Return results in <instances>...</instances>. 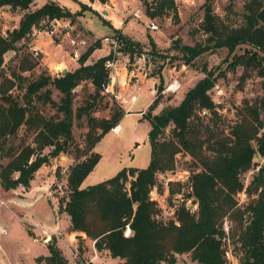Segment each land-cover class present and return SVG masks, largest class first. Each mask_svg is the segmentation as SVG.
<instances>
[{"label": "trees", "instance_id": "1", "mask_svg": "<svg viewBox=\"0 0 264 264\" xmlns=\"http://www.w3.org/2000/svg\"><path fill=\"white\" fill-rule=\"evenodd\" d=\"M36 1L0 0V10L9 7L21 12L18 27L6 35L0 33V158L8 160L0 165V187L4 191L28 190L37 171L49 164L50 159L66 152L73 141L74 119L84 117L88 128L85 149L78 152L77 161L68 168L66 196L59 203V213L69 219L71 233L84 234L93 241L96 251H108L112 258L120 259L121 264H176L177 257L185 254L198 264H226L223 247L226 241L234 247L238 264H264V162L247 186L241 180V175L254 166L256 156L264 159V133H261L264 117L260 115L264 116V98L257 105L246 103L238 110L237 121L228 135H216L200 117L202 112L217 116L209 94L217 76L214 71L204 69V77L185 93L177 106L165 107L151 115L159 104L158 97L149 105V114L143 117L150 124L147 134L150 161L146 168H124L108 180L82 188L100 159L93 151L95 145L124 117L121 107L116 105L108 119L93 117L97 103L103 98L102 85L109 82L105 63L112 55L86 65V60L97 49L96 41L78 59L79 66L75 70L57 77L41 73L34 80L21 74L34 70L37 63L25 56L19 62L18 72L14 70L4 76V57L14 51L18 43H31L33 29H40L52 20L73 22L85 10L98 16L103 25H110L83 4L80 11L73 14L52 1L32 10ZM88 1L91 4L109 2ZM143 4L145 16L150 19L176 14L174 0H150ZM226 11L232 12L231 3ZM201 30L206 35L203 44L173 46L170 50L182 52L187 64L212 49H226L233 54L244 47L230 63L233 69L242 68L241 83L253 74L264 75V0H247L238 25L215 15L211 0H206ZM113 33L112 38L118 42L117 52L130 62L145 55L161 59L163 63L157 70L160 77L164 62L170 60L166 55L168 51L158 50L149 37L147 53L145 45L139 41L115 29ZM85 83H89L93 91L84 105L74 109V91ZM50 88L60 95L58 103L51 99ZM13 89H21V97L11 95ZM160 91L161 88L158 93ZM47 104L55 109L53 116L42 114L40 107ZM170 126V137L163 139ZM22 128L33 135L31 144L13 145ZM45 149L50 151L44 155ZM180 153L192 160L194 170L189 176L187 198L192 199L196 210L191 211L182 203L174 211V220L165 222L159 218L161 210L150 194L157 187L158 176L174 172ZM166 185L171 197L182 194L184 185L180 182ZM241 192L248 199L243 206L236 198ZM226 220L230 222L228 232L223 226ZM127 228L130 234L126 237ZM47 249L49 256L37 259L38 262L67 264L53 241Z\"/></svg>", "mask_w": 264, "mask_h": 264}, {"label": "rangeland", "instance_id": "2", "mask_svg": "<svg viewBox=\"0 0 264 264\" xmlns=\"http://www.w3.org/2000/svg\"><path fill=\"white\" fill-rule=\"evenodd\" d=\"M42 1L45 3L47 1L57 2V0ZM246 1L211 0V5L215 15L226 18L230 24L238 25L241 22L243 5ZM72 2L76 4V8L80 11V4L76 1ZM125 2L127 4L124 6L125 9L127 7L131 9L124 10V15H127L126 19H128L129 24V28H127L129 34L127 35L144 44L147 53L150 49L148 44V38L150 37L158 50L163 53L168 51L166 55L169 56L170 60L167 59L164 62L165 66L159 77L157 70L163 63L159 58L152 59L150 56L145 55L130 62L122 55L116 57L118 58L117 73L122 74V77L117 75L116 81L122 79L120 88L123 86V81L124 85H128V88L125 87V91H121V95L127 97L130 93L131 96L136 94L137 102L122 106L121 110L124 115L126 113L129 115L121 119L119 132L114 133L111 130L95 145L94 152L100 155V159L82 183L83 188L108 180L124 168H146L150 161V145L147 140L150 124L143 117L149 114V104L151 105V102L158 97L159 104L150 112L151 115L158 114L165 107L177 106L185 93L204 77V69L214 71L217 76L216 84L209 93L215 103L217 116L214 117L208 112H202L200 117L202 122L210 126L216 135H222L223 133L228 135L231 127L237 121L238 110L246 103L257 105L264 98V75L253 74L242 84L240 80L242 68L236 67L233 69L230 66L233 56L242 53L244 47L237 49L233 54H230L226 49H212L187 64L184 62L182 52L170 50L173 46L183 48L204 43L206 35L201 30V23L206 0H174L176 14H166L154 19L145 16V5L143 3L150 2V0H125ZM230 3L232 6L231 13L226 11V7ZM36 5L34 8L38 9L39 6ZM111 8V2L109 1L104 5L97 4L98 10H96L99 16L105 19L110 26L103 25L99 17L88 10H85L83 15H86V22L91 30L84 27L86 22L84 24L83 21L77 18L73 22L63 20L67 23H61V27L52 36L53 41L60 44V47L51 43L43 48L44 53L49 54L47 61L63 62L64 64H61L57 69L64 67V69L75 70L77 63L72 62L71 57H74L77 53L79 59L96 41L98 42V51L91 60L108 52L111 46L105 39L109 38L110 40L113 37L114 33L111 27L113 21L108 18L103 10L106 11ZM137 10L140 11L139 18L133 16V12ZM7 14L4 17L2 16L0 20V33L2 35L11 32L10 27L18 25V21L21 19L15 13L10 12ZM151 22L157 26V30L153 31L148 28ZM3 25L7 27V30H4ZM3 31L5 33H2ZM92 31L96 33L94 34ZM105 31L109 34H103ZM118 31L122 32V30ZM30 44L32 45L29 42L28 44L20 42L16 45L14 51H10L5 55L3 75L7 76L12 71H17L19 62L26 56L31 62L37 63V66L32 71L22 73V77L34 80L41 73L55 77L56 74L54 71L49 70V67L41 59L42 57L38 59L32 57V46ZM78 59H76V62ZM60 72L57 73L60 74ZM154 86H156V89H154ZM159 88H161V91L158 93ZM50 91L51 99L58 103L60 95L52 88H50ZM92 91L93 88L89 83L81 84L75 89L73 108L84 105V101L88 99V95ZM22 93L21 89H13L10 92L14 97H21ZM102 97L93 112V117L98 120L108 119L114 106H119L108 96L102 95ZM40 110L45 117L55 114V109L49 104L41 106ZM260 115L261 118L264 117L262 113ZM171 128L172 126L166 129L163 139L170 137L169 131ZM87 131L84 117L79 120L74 119L72 143L68 146L66 152L50 159L49 164L42 166L37 171L38 173L35 174L34 181L31 182L28 190L17 188L16 190L4 191L0 187V264H46L45 261L38 262L37 259L49 256L47 246L52 241L61 251L67 264L122 263L120 259L112 258L108 251H96L93 241L87 239L84 234L71 233L69 219L65 214L59 213V203L66 196L67 190L56 192L54 190L55 184L65 182L68 168L77 161L78 152L84 151ZM261 133H264V128ZM32 139L33 135L27 134L22 128L19 130L18 138L12 143L13 145H18L21 142L31 144ZM49 151L50 149H45L43 154H48ZM7 161L6 158H0V165H5ZM263 162V158L256 156L251 170L241 175V180L245 186L249 184L252 176ZM193 170L191 158L180 153L176 157L174 172L158 176L157 187L153 189L150 197L160 208L159 218L163 221L174 220V211L182 203L191 211L196 210L192 199L188 200L189 197L187 198L189 192L188 180ZM176 181L184 185L183 191L181 195L171 197L166 184ZM127 187H129L128 183ZM158 189H161L162 192L160 193ZM50 191L54 195L53 199L57 208L53 207L48 196ZM236 198L240 206L245 205L248 201L244 192L239 193ZM28 210L32 211L30 213L32 221H29V216L26 214ZM223 226L225 231L228 232L230 222L226 220ZM76 235H84L82 242H78L81 240H78L75 237ZM223 247L226 251V264H238L235 249L230 241H226ZM176 264L198 263L192 261L189 254H185L177 257Z\"/></svg>", "mask_w": 264, "mask_h": 264}, {"label": "crops", "instance_id": "3", "mask_svg": "<svg viewBox=\"0 0 264 264\" xmlns=\"http://www.w3.org/2000/svg\"><path fill=\"white\" fill-rule=\"evenodd\" d=\"M72 1H76L78 4H84V5H88L89 7H91L92 8V10L93 11H96V10H98L97 9V4H99V3H93V4H91V3H89V1L88 0H57V2L56 3H58L59 5H60V7H63V8H66L69 12H71V13H76V12H78L79 10L76 8V4L75 3H73ZM110 2H111V9L110 10H103L104 12H106V14H107V16H108V18H110V20H112L113 21V23H111V27L113 28V29H118V30H122V32H123V34H125V35H127V34H129L128 32H127V28H129V24H128V19H126V16L127 15H124V10H131L129 7H127L126 9H125V7L124 6H126L127 4H126V2H125V0H109ZM36 4H38V6H39V8L41 7V6H43V4H45V2H43L42 0H37L36 2H35V5ZM35 5L32 7V10H34L35 8ZM99 5H104V4H99ZM37 6V5H36ZM6 10H11L9 7H3L1 10H0V20H1V18H2V16L4 17V16H6V15H8L7 13H10V12H12V13H15L16 15H18V17L19 18H21V12L20 11H6ZM126 10V11H127ZM103 11H101V12H103ZM96 12H98V11H96ZM140 12V11H139ZM117 14H119L118 16H117ZM129 14V13H128ZM139 15V14H138ZM129 16V15H128ZM88 18H90V17H88ZM77 19H79V20H81V21H83L84 22V24H85V22H86V15L84 14H82L80 17H77ZM20 20V19H19ZM64 20H66V19H64ZM109 21V20H108ZM19 22V21H18ZM61 22L62 23H67V22H63V19H61ZM17 24L16 25H14V26H12V27H10L11 29H10V31H12L13 29H15V28H17ZM3 27L5 28L4 30H7L6 28V26L5 25H3ZM87 30H91L89 27H88V25H87V22H86V25L84 26ZM66 28H67V26H66ZM109 30H110V28H108ZM94 34L96 33V32H94V31H92ZM2 33H5V31H3ZM103 34H106V35H108L109 33H106V31L105 32H103ZM31 43H32V47L31 48H34V49H37V50H39L40 51V57H42L41 59L43 60V62H45V64H46V66H48L49 67V70L50 71H54V73L56 74V77L57 76H59V74L57 73L58 71L60 72V74H62V72L63 71H65V73L67 72V71H73V70H69L68 68L67 69H64V67H62L61 69H57V68H59L60 67V65L61 64H64L63 62H49V61H47V57L49 56V54L48 53H44V51H43V48L44 47H46L47 45H49V44H51V43H54L55 45H57V47H60V44H57V43H55L54 41H53V38L52 37H49V36H45V34H35V35H33V34H31ZM104 45H105V43H104ZM109 47V46H108ZM97 51H98V49H95L94 50V52L92 53V55L86 60V65L87 64H92L93 62H95L97 59H99V58H101V57H105V56H107V54H108V52H106V53H104L102 56H100V57H94L95 59L94 60H91V58H93V56H95V54L97 53ZM118 55H121L120 53L118 54ZM77 53H76V55H74V57H71V60H72V62H75V63H77V67L79 66V64H78V60H77V62H76V59H78L77 58ZM124 58H126L127 59V57H125V56H123ZM116 59H118V58H116ZM116 66H117V64H116ZM76 67V68H77ZM117 72H118V70H117ZM53 73V72H52ZM117 75L119 76L120 75V77H122V74L119 72V73H117ZM118 81H119V83H118ZM121 81H122V79L120 80H118L117 79V82H116V84H115V89H116V91H118V93L121 95V91H125V87H127L128 88V85L126 84V85H124V81H123V83H122V87L120 88V85H121ZM122 96V95H121ZM129 96H131V93L127 96V97H123V98H128ZM135 96H136V94H135ZM136 102H137V97H136ZM135 102V103H136ZM128 104H130V103H128ZM132 105V104H131ZM150 105V104H149ZM125 107V106H124ZM139 112V111H138ZM126 115H129L128 113H126L124 116H126ZM118 127V129L120 130V126L118 125L117 126ZM112 132H113V130H112ZM119 132V131H118ZM115 133V132H114ZM94 151V150H93ZM38 173V172H37ZM34 181V180H33ZM88 187V186H87ZM83 188V187H82ZM86 188V187H85ZM32 211L31 210H28V212H26V214L29 216V221H32V216L30 215V213H31ZM84 236V235H83ZM81 240H83V239H81Z\"/></svg>", "mask_w": 264, "mask_h": 264}, {"label": "built area", "instance_id": "4", "mask_svg": "<svg viewBox=\"0 0 264 264\" xmlns=\"http://www.w3.org/2000/svg\"><path fill=\"white\" fill-rule=\"evenodd\" d=\"M139 10H137L136 12H133V16L136 17V18H139ZM61 19L60 20H52V21H49L47 24H43V27L40 28V29H33V32L32 34L35 35V34H45L46 36H49V37H52L55 32L57 31V29L59 27H61ZM148 28L150 30H157V26L151 22L149 25H148ZM105 41H107V43L109 42L111 48L109 49V52L107 54L108 55H112V58L109 59L108 61H106L105 63V68L106 70L108 71V77H109V82L105 85H102V91H101V94L104 95V96H108L112 101L116 102L121 108L123 105H126L128 103L130 104H133L136 102V96L135 95H132V96H129L128 98H123L119 93L118 91H116L115 89V84H116V77H117V59L116 57L118 56V52H117V49H118V42H117V39H114V38H111L109 40L108 39H105ZM31 54H32V57L35 58V59H38L40 57V51L37 50V49H34V48H31ZM66 181L65 182H59V183H56L55 184V191H61L63 192L65 189H66ZM48 196L51 200V203L53 205V207L57 208L55 202H54V195L52 193V191H50L48 193ZM130 234V230L127 228L126 231H125V236H129Z\"/></svg>", "mask_w": 264, "mask_h": 264}, {"label": "water", "instance_id": "5", "mask_svg": "<svg viewBox=\"0 0 264 264\" xmlns=\"http://www.w3.org/2000/svg\"><path fill=\"white\" fill-rule=\"evenodd\" d=\"M106 14V12H104ZM65 74V71L62 72V75ZM154 89H156V86H154ZM78 240H81L83 239V236L82 235H76L75 236Z\"/></svg>", "mask_w": 264, "mask_h": 264}, {"label": "bare ground", "instance_id": "6", "mask_svg": "<svg viewBox=\"0 0 264 264\" xmlns=\"http://www.w3.org/2000/svg\"><path fill=\"white\" fill-rule=\"evenodd\" d=\"M118 131H119L118 127H115V128L113 129V132H115V133H118ZM1 233H3V232H1Z\"/></svg>", "mask_w": 264, "mask_h": 264}]
</instances>
